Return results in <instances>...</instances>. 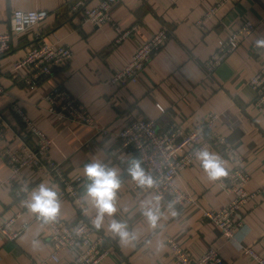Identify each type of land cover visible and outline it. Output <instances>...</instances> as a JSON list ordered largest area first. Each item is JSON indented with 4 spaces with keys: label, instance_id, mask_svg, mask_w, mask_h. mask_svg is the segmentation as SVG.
I'll list each match as a JSON object with an SVG mask.
<instances>
[{
    "label": "crops",
    "instance_id": "obj_1",
    "mask_svg": "<svg viewBox=\"0 0 264 264\" xmlns=\"http://www.w3.org/2000/svg\"><path fill=\"white\" fill-rule=\"evenodd\" d=\"M98 1L84 0L87 5ZM219 1L216 13L204 18L206 7ZM74 2L0 0V32L9 29L14 9L43 8L49 12L45 20L14 36L10 52L0 56V83L4 88L0 93V113L8 123L5 139L0 138V150L5 145H20L16 131L22 123L10 105L17 102L34 124L53 139L49 155L60 164L63 173L82 176L79 190L85 204L79 214L71 197L60 195L61 184L54 176L28 167L22 169L21 176L8 181L10 168L0 155V222L18 212L10 228L21 230L13 240L0 235V264H36L50 254L46 227L26 205L41 183L57 190L59 214L65 220L73 222L83 217L92 221L96 209L86 197L90 181L84 165L96 159L119 170L117 211L112 216L125 221L136 234L127 242L121 240L108 228L112 217L107 215L101 227L92 222L106 235L108 254L101 264H174L165 243L167 235L177 238L192 256L215 247L223 264H259L245 248L250 247L264 258V112L255 108V93L247 80L264 56V47L255 43L264 37V0H118L111 9L112 21L120 30H130L119 42H115V25L95 26L83 21L80 10L72 8ZM244 18L255 22L253 32L212 75H206L204 61ZM161 26L169 30L170 37L154 52L138 81L111 83L113 72ZM39 40L68 45L72 57L49 76L28 84L23 80L27 68H14V63L24 55L30 42ZM53 86L66 88L100 126L111 132L121 130L135 117L155 119L159 129H163L171 121L189 127L208 112L218 113L216 130L243 156L242 166L250 174L246 188L257 192L242 207V224L233 237H224L203 215L205 209H219L231 195L221 185L222 176L209 178L198 159L177 178L194 202L170 210L169 200H160L161 215L155 225L150 224L141 208L154 195L130 187L127 168L131 159L137 158L134 149L122 148L114 133H97L89 125L49 110L44 96ZM157 103L164 107L163 111ZM231 165L230 160L225 167ZM60 255L59 261L46 264H72L70 252L62 251Z\"/></svg>",
    "mask_w": 264,
    "mask_h": 264
},
{
    "label": "built area",
    "instance_id": "obj_2",
    "mask_svg": "<svg viewBox=\"0 0 264 264\" xmlns=\"http://www.w3.org/2000/svg\"><path fill=\"white\" fill-rule=\"evenodd\" d=\"M117 2L118 0H99L94 5H87L84 0H75L72 8L80 10L83 21L95 26L106 23L115 25L117 31L115 42H119L130 30H120L112 21L111 9ZM218 6V3L207 6L203 17L214 15ZM48 15V10L43 8L14 9L11 13L9 29L0 32V56L10 52L11 40L14 36L45 20ZM200 21L203 20H198V23ZM254 27L253 20L244 18L237 28L231 30L219 42L214 53L204 61L205 74L210 76L214 68L253 32ZM169 37L167 28L162 26L157 29L133 51L123 66L113 72L110 82L125 85L128 82L138 81L154 52L162 48ZM71 57L72 50L66 44L55 45L44 40L33 41L28 44L24 55L14 63V68L23 66L27 68L28 73L23 80L29 84L49 76L59 66L69 62ZM247 83L255 93L253 99L255 108L259 112H264V58L258 69L248 78ZM3 92L4 88L0 83V93ZM44 98L48 101L49 110L55 111L59 116L89 125L97 133H114L119 138L122 148L127 150L134 148L142 167L152 175L156 183L152 187H141L130 176V187L138 191L148 190L154 196L160 194L161 200L167 198L169 203L172 202L171 209L177 205L184 206L194 202L190 193L180 187L177 178L183 169L197 159L194 153L198 148L206 147L226 162L231 160L232 165L228 167L227 175L220 179L222 187L231 195L230 199L219 209L203 210V215L227 238H232L235 230L241 226V209L257 192H249L246 188L250 174L242 166L243 156L216 130L218 113L209 112L189 127L171 121L163 129H159L155 119L135 117L129 119L121 130L111 132L105 126H100L94 116L66 88L53 86ZM10 105L18 114L22 128L16 131L20 145L18 147L5 145L0 150V155L10 168L8 181L12 182L16 177L21 176L25 167L52 175L61 184L60 195L71 197L77 209L82 211L85 206L79 190L83 182L82 176L70 177L64 174L60 164L49 155L53 139L34 124L17 102H12ZM156 106L159 110H164L161 104L157 103ZM7 125L0 113L1 139H5L4 131ZM208 129L211 131L209 135ZM33 213L45 225L47 239L51 245L50 254L36 264L57 262L61 258L62 251L72 254V264H101L107 257L106 235L93 225L91 219L79 218L69 222L58 213L55 219L45 220L37 213ZM18 215L17 212L0 222V235L5 239L13 240L20 233L21 230L10 228ZM165 241L168 255L174 264H223V258L215 247L208 248L198 256H192L177 238L167 235ZM245 251L259 264H264V258L250 247H246Z\"/></svg>",
    "mask_w": 264,
    "mask_h": 264
},
{
    "label": "clouds",
    "instance_id": "obj_3",
    "mask_svg": "<svg viewBox=\"0 0 264 264\" xmlns=\"http://www.w3.org/2000/svg\"><path fill=\"white\" fill-rule=\"evenodd\" d=\"M255 43L257 46L264 47V37L257 38ZM194 154L209 178L216 179L227 175L226 161L217 153L210 152L206 147H201ZM84 172L90 181L86 185V197L92 200L96 209L92 222L97 227H101L105 216H110L112 219L108 224V228L113 233L125 242L134 239L136 234L129 229L127 223L112 216L117 211V190L121 183L119 170L96 159L84 165ZM127 172L141 187H152L156 183L152 175L145 171L137 158L131 159ZM161 199L162 196L156 194L152 199L144 201L142 204L141 210L150 224L155 225L161 215ZM26 204L45 220L55 219L60 209L57 190L44 183H41L31 193V198L26 201ZM171 207L172 202L169 203V208L171 209ZM173 214H175L174 210Z\"/></svg>",
    "mask_w": 264,
    "mask_h": 264
},
{
    "label": "rangeland",
    "instance_id": "obj_4",
    "mask_svg": "<svg viewBox=\"0 0 264 264\" xmlns=\"http://www.w3.org/2000/svg\"><path fill=\"white\" fill-rule=\"evenodd\" d=\"M218 4L220 5V1L218 2ZM212 15H213V14H212ZM219 42H220V41H219ZM219 42H218V44H219ZM217 46H218V45H217ZM213 53H214V52H212V54H213ZM212 54H210V55L208 56V58H209V57H210ZM263 55H264V54H263ZM262 57L264 58V56H262ZM208 58H207V59H208ZM263 58H262V60H261V62H260V63H262V62H263ZM218 65H219V64H218ZM218 65H217V66H218ZM217 66H216V67H217ZM216 67H215V68H216ZM215 68H214V70H215ZM214 70L211 72V74H210V75H212V74H213ZM208 113H209V112H208ZM215 113H216V112H215ZM193 124H194V123H193ZM193 124H192V125H193ZM216 126H217V125H216ZM209 134H211V131L208 129V135H209ZM134 150H135V149H134ZM135 151H136V150H135Z\"/></svg>",
    "mask_w": 264,
    "mask_h": 264
},
{
    "label": "trees",
    "instance_id": "obj_5",
    "mask_svg": "<svg viewBox=\"0 0 264 264\" xmlns=\"http://www.w3.org/2000/svg\"><path fill=\"white\" fill-rule=\"evenodd\" d=\"M161 27H162V26H161ZM158 29H159V28H158ZM143 42H144V41H143ZM132 53H133V52H132ZM78 212H79V214L81 213V211H80V210H78ZM79 218H83V217H79ZM79 218H78V219H79ZM83 219H85V218H83Z\"/></svg>",
    "mask_w": 264,
    "mask_h": 264
},
{
    "label": "water",
    "instance_id": "obj_6",
    "mask_svg": "<svg viewBox=\"0 0 264 264\" xmlns=\"http://www.w3.org/2000/svg\"><path fill=\"white\" fill-rule=\"evenodd\" d=\"M134 149V148H133ZM135 151V150H134ZM136 152V151H135Z\"/></svg>",
    "mask_w": 264,
    "mask_h": 264
}]
</instances>
